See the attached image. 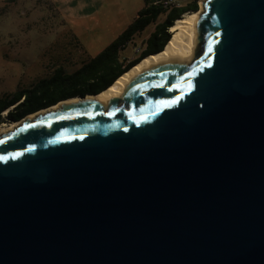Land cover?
Here are the masks:
<instances>
[{"label": "water", "instance_id": "water-1", "mask_svg": "<svg viewBox=\"0 0 264 264\" xmlns=\"http://www.w3.org/2000/svg\"><path fill=\"white\" fill-rule=\"evenodd\" d=\"M205 7L190 67L0 135V264H264V0Z\"/></svg>", "mask_w": 264, "mask_h": 264}, {"label": "rangeland", "instance_id": "rangeland-1", "mask_svg": "<svg viewBox=\"0 0 264 264\" xmlns=\"http://www.w3.org/2000/svg\"><path fill=\"white\" fill-rule=\"evenodd\" d=\"M143 5L144 0H106L95 16L76 21L59 14L50 0H0V97L29 87L59 65L75 70L116 39ZM138 40L136 35L123 50V59L141 54L135 51ZM203 47L201 42L194 62ZM8 110L2 114L7 116Z\"/></svg>", "mask_w": 264, "mask_h": 264}, {"label": "trees", "instance_id": "trees-1", "mask_svg": "<svg viewBox=\"0 0 264 264\" xmlns=\"http://www.w3.org/2000/svg\"><path fill=\"white\" fill-rule=\"evenodd\" d=\"M198 9V0L169 11L144 6L139 10L137 17L116 39L95 56L83 60L75 70L67 71L63 65H59L50 74L40 78L29 87L5 92L0 97V112L7 108L10 109L7 116L0 115V123L20 120L28 113L48 107L61 99L99 93L107 89L144 57L163 50L171 38L169 30L174 22L184 13ZM161 13H167V17L163 22L157 24L155 31L150 34L142 53L134 59H123L122 52L125 49V44L155 22Z\"/></svg>", "mask_w": 264, "mask_h": 264}, {"label": "bare ground", "instance_id": "bare-ground-1", "mask_svg": "<svg viewBox=\"0 0 264 264\" xmlns=\"http://www.w3.org/2000/svg\"><path fill=\"white\" fill-rule=\"evenodd\" d=\"M196 11H188L178 18L170 27L171 38L163 50L144 57L141 61L123 73L111 86L98 94H88L86 97L75 96L61 100L57 104L28 114L20 121L0 123V135H9L24 123L35 121L37 118L64 109L66 105L92 101L99 103L104 109H109L115 101L118 105L124 103L126 92L142 77L154 69L163 66L187 68L193 64L201 44L200 20L205 2ZM206 10V7H205Z\"/></svg>", "mask_w": 264, "mask_h": 264}, {"label": "crops", "instance_id": "crops-1", "mask_svg": "<svg viewBox=\"0 0 264 264\" xmlns=\"http://www.w3.org/2000/svg\"><path fill=\"white\" fill-rule=\"evenodd\" d=\"M50 1L55 6V8L58 10L59 14L66 16V17L73 18L76 21H80L86 17L92 18L93 16H95V14L97 12H99L100 9L103 7L106 0H50ZM144 6H145V0H144V5L142 7H140L139 10L142 9ZM139 10H138V12H139ZM138 12L134 15L133 19L129 22V24L137 17ZM166 17H167V13H161L157 17V20L155 22L151 23V24H154L153 29L147 35H144L143 32L151 24L148 25L144 31L137 34V35H139V40L135 43L136 44L143 43L145 45L144 47H146V42H147L148 37L150 36V34L153 31H155L157 24L163 22L166 19ZM129 24H128V26H129ZM134 40H135V37L133 38L132 41H134Z\"/></svg>", "mask_w": 264, "mask_h": 264}, {"label": "built area", "instance_id": "built-area-1", "mask_svg": "<svg viewBox=\"0 0 264 264\" xmlns=\"http://www.w3.org/2000/svg\"><path fill=\"white\" fill-rule=\"evenodd\" d=\"M194 0H145V6L146 7H155V8H161L163 10H171L174 8H179L184 5H187L190 2H193ZM202 0H198V3L200 4ZM134 41H129L125 44V47ZM145 45L143 43L135 44V51L137 53H142L144 50L143 47Z\"/></svg>", "mask_w": 264, "mask_h": 264}, {"label": "flooded vegetation", "instance_id": "flooded-vegetation-1", "mask_svg": "<svg viewBox=\"0 0 264 264\" xmlns=\"http://www.w3.org/2000/svg\"><path fill=\"white\" fill-rule=\"evenodd\" d=\"M8 109V108H7ZM7 109H4V110H2L1 112H0V115L2 116V117H5L4 116V114H2L5 110H7ZM10 109V108H9ZM13 122V121H12ZM3 123V122H2Z\"/></svg>", "mask_w": 264, "mask_h": 264}]
</instances>
